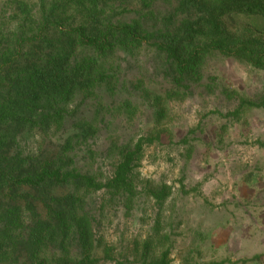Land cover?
I'll return each instance as SVG.
<instances>
[{
	"label": "rangeland",
	"instance_id": "obj_1",
	"mask_svg": "<svg viewBox=\"0 0 264 264\" xmlns=\"http://www.w3.org/2000/svg\"><path fill=\"white\" fill-rule=\"evenodd\" d=\"M178 1L107 0L101 8L114 23L147 18L162 41L185 19ZM39 3L0 0V35L17 33L24 25L20 7L35 15ZM224 24L240 34L255 23L232 17ZM107 77L58 108L55 120L62 122L48 135L35 131L21 143L26 153H68L67 168L105 185L125 150L142 137L162 136L145 148L128 192L79 185L51 190L59 199L77 198L79 218L91 229V261L143 264L168 251L171 264H264V110L241 107L264 99V70L213 54L200 78L178 83L165 57L145 46L117 54ZM88 123L95 132L79 138L78 127ZM18 248L15 260L0 264H30L22 242ZM42 255L52 263L84 258L69 239Z\"/></svg>",
	"mask_w": 264,
	"mask_h": 264
},
{
	"label": "trees",
	"instance_id": "obj_2",
	"mask_svg": "<svg viewBox=\"0 0 264 264\" xmlns=\"http://www.w3.org/2000/svg\"><path fill=\"white\" fill-rule=\"evenodd\" d=\"M106 1L40 0L35 15L24 4V25L14 35H0V261L15 260L22 242L30 264H94L90 225L79 218L77 198L59 199L51 190L79 185L128 192L145 148L161 142L162 136L142 137L125 150L114 178L105 185L67 168L68 153H26L21 143L35 131L48 135L51 126L61 124L55 120L58 108L106 81L117 54L151 47L165 57L178 83L200 78L205 60L213 54L264 70V0H179L177 8L185 19L173 37L167 32L162 41L155 39L158 31L149 28L147 18L114 23L101 8ZM232 17L255 24L232 33L224 24ZM244 106L264 110V99ZM242 108L230 116H238ZM77 131L79 138L87 139L95 125ZM52 201L57 205H50ZM26 224L30 226L23 231ZM68 239L81 247L82 260L42 259L46 247L58 241L64 245ZM143 264H171L169 252Z\"/></svg>",
	"mask_w": 264,
	"mask_h": 264
}]
</instances>
